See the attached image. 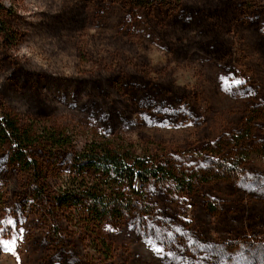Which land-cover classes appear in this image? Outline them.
I'll return each mask as SVG.
<instances>
[{
    "label": "rangeland",
    "instance_id": "374dc122",
    "mask_svg": "<svg viewBox=\"0 0 264 264\" xmlns=\"http://www.w3.org/2000/svg\"><path fill=\"white\" fill-rule=\"evenodd\" d=\"M136 2L0 0V116L165 159L192 191L152 183L94 236L47 197L68 155L42 198L7 151L0 264H264V0Z\"/></svg>",
    "mask_w": 264,
    "mask_h": 264
},
{
    "label": "trees",
    "instance_id": "16d2710c",
    "mask_svg": "<svg viewBox=\"0 0 264 264\" xmlns=\"http://www.w3.org/2000/svg\"><path fill=\"white\" fill-rule=\"evenodd\" d=\"M127 1L133 6L148 5L137 0ZM4 20L0 10V33L8 39L14 38ZM260 113L253 112L256 117ZM7 151L9 162L29 174L32 186L41 189L42 198L50 193V173L45 167V158L68 155L72 162L71 176L62 181L54 197H47L57 207L83 208L90 217L88 221L94 223V236L108 219H121L136 201L144 200V190L152 183H176L182 192L193 189V179L188 180L186 174L178 172L176 166L165 159L137 155L111 142H92L79 148L63 131L23 126L10 114L0 116V156Z\"/></svg>",
    "mask_w": 264,
    "mask_h": 264
},
{
    "label": "snow or ice",
    "instance_id": "6c2138e0",
    "mask_svg": "<svg viewBox=\"0 0 264 264\" xmlns=\"http://www.w3.org/2000/svg\"><path fill=\"white\" fill-rule=\"evenodd\" d=\"M6 231V230H5ZM22 231V230H21ZM3 233H0V235H2Z\"/></svg>",
    "mask_w": 264,
    "mask_h": 264
}]
</instances>
